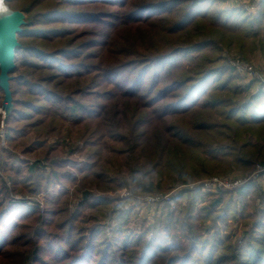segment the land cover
Instances as JSON below:
<instances>
[{"label": "trees", "instance_id": "obj_1", "mask_svg": "<svg viewBox=\"0 0 264 264\" xmlns=\"http://www.w3.org/2000/svg\"><path fill=\"white\" fill-rule=\"evenodd\" d=\"M4 1L29 14L0 139V256L19 264H264L259 183L184 188L183 210L165 201L119 205L109 194L128 179L145 196L264 163V82L239 84L226 57L239 51L249 60L257 47L264 54V0L255 15L217 8L224 0ZM38 194L40 203L30 198ZM229 219L243 224L239 243L217 226L202 237L204 223L209 231Z\"/></svg>", "mask_w": 264, "mask_h": 264}, {"label": "rangeland", "instance_id": "obj_2", "mask_svg": "<svg viewBox=\"0 0 264 264\" xmlns=\"http://www.w3.org/2000/svg\"><path fill=\"white\" fill-rule=\"evenodd\" d=\"M4 3H5V1H4ZM228 7H239V8L244 9V11L246 12L247 15H255L260 9V0H224V1H220L217 3V8H219V9H224V8H228ZM24 13L26 14V16H28V14H29L28 12H25V11H24ZM226 57L228 58L227 59L228 62H230V64L233 65V67L235 68V70L238 72V74L240 76V79L238 81L239 84L247 85L251 80H254V79H258V80H261L264 82V54H262V52L260 51V49L258 47L255 50H253L249 60H245L243 58V55L239 51L231 52L230 55H227ZM236 61L239 62V64H241V65L247 64V65L251 66L254 75H252V76L247 75L245 70H243L242 66L237 65L235 63ZM21 64H22L21 52L19 50L18 51L16 50V68L12 72L13 77H16L19 75V72L22 70ZM1 96H2V94L0 93V100L2 98ZM2 128L3 127L1 126V123H0V129H2ZM0 139H1V143H2V138H0ZM51 140H52V137H51ZM3 141H4V129H3ZM64 141L68 145L70 140H69V138H65ZM2 144L4 145V143H2ZM257 164L263 165L264 163L256 162L255 166ZM255 166H252L251 168H248V169H238L236 167H232L228 172L227 171L226 172H219L220 174L217 173L216 175H210V176H206L204 178H208L211 176H227V175H231L234 173L241 175V174H245V173L250 172L251 170L254 169ZM7 178H6V181L9 184V180ZM204 178H200V179H197V180L189 182V183L197 182V181L202 180ZM189 183L174 182L171 185H165V187H164L165 191L154 190L153 193L150 195L136 196L131 191L132 190L131 189V182L128 179L126 181L125 187L111 191V192H109V194L117 197V199L118 198L121 199L120 201L118 199L119 205H121V204L128 205L130 203H133V204H139L140 206H142V205L144 206V205L148 204V202L145 201L146 200L145 198H148L149 196L165 195V194L171 193L172 190H174L176 188H180L182 185L189 184ZM24 185H25L26 191L28 189H30L31 188V180L27 181ZM259 185L262 187V189H264V180H263V182L259 183ZM125 192H129L130 194L126 195ZM16 195L18 197L19 196L21 197L22 194L17 193ZM30 198H32L31 199L32 201H38L40 203V201L42 199V194H38L37 196L30 197ZM185 199H187V195H185L179 201V204H178L179 210H180V207L182 208L181 210H183V208L185 207L184 206L186 203ZM251 199H252L254 204H259L261 201L260 198H258L256 196H251ZM147 220H148L147 224H149V225L153 224V222L155 220L153 210H150L148 212ZM217 222H218L217 225L214 224V225H211L210 228H208L209 231H207L205 229L206 223H204L202 226L203 227V230L201 233L202 237L210 236L212 234V232L218 227L219 236L224 237V236L228 235L230 237V241L233 244V246L241 241V238L244 234L242 222H236L233 219H229L226 221L218 220ZM18 247L19 246H16V247H13L12 249L18 248ZM4 253H6V252H4ZM17 258H18V256H16V258H6V257L0 256V264H19V261ZM54 260H55L54 264H56V263L60 264V261H58L57 259H54Z\"/></svg>", "mask_w": 264, "mask_h": 264}, {"label": "water", "instance_id": "obj_3", "mask_svg": "<svg viewBox=\"0 0 264 264\" xmlns=\"http://www.w3.org/2000/svg\"><path fill=\"white\" fill-rule=\"evenodd\" d=\"M8 13L0 15V88L3 99L0 107L4 124L12 109L10 79L16 68V48L19 45L18 33L25 23L26 14L23 10L12 9L6 3Z\"/></svg>", "mask_w": 264, "mask_h": 264}, {"label": "built area", "instance_id": "obj_4", "mask_svg": "<svg viewBox=\"0 0 264 264\" xmlns=\"http://www.w3.org/2000/svg\"><path fill=\"white\" fill-rule=\"evenodd\" d=\"M235 61V60H234ZM237 65L242 66L243 70H245L246 74L249 76L254 75L252 67L244 64L241 65L239 62H235ZM3 122L1 121V126L3 127ZM0 138H2L3 141V128L0 129ZM264 180V164H257L253 170H251L248 173L241 174V175H227V176H211L208 178H204L202 180H199L197 182L184 184L180 188H176L172 190L171 193L165 194V195H157V196H149L148 198H145L148 203H154L159 201H165L169 207V209L174 210L178 208V204L180 199V191L184 188H190L193 189L196 186H199L201 192L203 193H211V192H217L222 189H232L235 187H238L240 185L246 184V183H261ZM126 195H129V192H125ZM186 195V193L183 194V197Z\"/></svg>", "mask_w": 264, "mask_h": 264}, {"label": "clouds", "instance_id": "obj_5", "mask_svg": "<svg viewBox=\"0 0 264 264\" xmlns=\"http://www.w3.org/2000/svg\"><path fill=\"white\" fill-rule=\"evenodd\" d=\"M8 9L4 6L3 0H0V15L8 13Z\"/></svg>", "mask_w": 264, "mask_h": 264}, {"label": "crops", "instance_id": "obj_6", "mask_svg": "<svg viewBox=\"0 0 264 264\" xmlns=\"http://www.w3.org/2000/svg\"><path fill=\"white\" fill-rule=\"evenodd\" d=\"M234 175H237V174L234 173Z\"/></svg>", "mask_w": 264, "mask_h": 264}, {"label": "bare ground", "instance_id": "obj_7", "mask_svg": "<svg viewBox=\"0 0 264 264\" xmlns=\"http://www.w3.org/2000/svg\"><path fill=\"white\" fill-rule=\"evenodd\" d=\"M3 3H4V0H3Z\"/></svg>", "mask_w": 264, "mask_h": 264}]
</instances>
